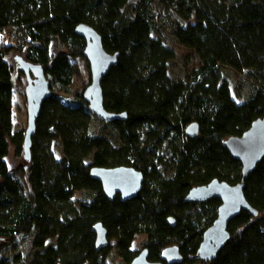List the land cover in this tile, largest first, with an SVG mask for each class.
Masks as SVG:
<instances>
[{
    "label": "trees",
    "instance_id": "1",
    "mask_svg": "<svg viewBox=\"0 0 264 264\" xmlns=\"http://www.w3.org/2000/svg\"><path fill=\"white\" fill-rule=\"evenodd\" d=\"M157 7L162 17L175 15V40L199 58L186 76L171 73L178 53L159 34ZM81 23L101 34L108 52L120 53L102 82L104 105L127 119L108 123L113 138L97 134L93 123L102 120L83 95L52 91L21 169L25 183L6 161L12 146L24 151L25 132L14 130L15 82L6 58L14 46L5 40L12 36L66 90L77 74L74 60L85 58L86 41L75 31ZM228 70L250 81L247 96L235 92ZM262 117L264 0H0V251L31 237L36 251L28 264H108L107 248L96 247L94 227L103 222L127 264L139 252L133 242L140 234L148 236L151 260L176 245L182 264H264V158L244 190L259 214L242 211L233 219L230 239L210 262L197 254L222 201H186L190 189L214 179L241 181L242 164L225 140ZM192 122L200 124L195 138L186 134ZM41 141L49 149L39 148ZM165 146L173 176L162 166ZM123 165L143 171L145 182L136 198L111 201L91 169ZM77 191L85 197L76 199ZM23 257L20 251L0 264H24Z\"/></svg>",
    "mask_w": 264,
    "mask_h": 264
},
{
    "label": "water",
    "instance_id": "2",
    "mask_svg": "<svg viewBox=\"0 0 264 264\" xmlns=\"http://www.w3.org/2000/svg\"><path fill=\"white\" fill-rule=\"evenodd\" d=\"M76 33L86 41L84 56L91 69V82L83 93L88 108L96 117L105 123L127 119L126 113H113L104 105L102 82L113 66L119 61L120 53L108 52L101 34L91 25L81 23L76 27ZM18 67L26 74V99L28 109V127L25 131L24 158L31 159L33 137L37 130V120L41 114L43 103L52 95V85L42 64L31 62L22 56H17ZM186 134L195 138L200 134V124L192 122L186 127ZM225 146L231 155L242 164V179L237 184L214 179L206 185L190 189L187 202H206L212 198L222 201L218 216L213 224L204 232L198 249V259L210 262L214 260L231 237L229 223L238 217L242 211H249L253 216L259 214L245 196L246 180L264 158V117L255 120L250 128L241 136H232L225 140ZM91 176L102 183L103 192L114 200L118 193L123 202L138 196L143 188L144 175L134 167H98L91 169ZM96 247L105 249L110 245L109 230L103 222L95 224ZM2 238H0V244ZM149 248H144L130 264H164L161 261H151ZM167 264H182L184 256L179 246H169L162 254Z\"/></svg>",
    "mask_w": 264,
    "mask_h": 264
},
{
    "label": "rangeland",
    "instance_id": "3",
    "mask_svg": "<svg viewBox=\"0 0 264 264\" xmlns=\"http://www.w3.org/2000/svg\"><path fill=\"white\" fill-rule=\"evenodd\" d=\"M157 20L159 22V34L162 36L164 41L170 46H174L177 50L178 56L176 61L171 64V73L174 76H186L193 70H195L199 64V58L193 50L183 47L180 45L173 35L174 27L176 26V17L175 15L167 18L162 17L160 14V8L157 7ZM8 44L13 45L14 48L11 49L10 53L7 55V61L12 68L13 77L15 82V91L13 98V110H14V130H24L26 131L28 127V109H27V99H26V86H27V77L26 74L18 68V63L16 61L17 56H22L27 59L25 52L20 49L19 44H16L14 38L10 35L7 36L5 40ZM29 60V59H27ZM77 74L74 77L73 83L64 90L59 86L57 82L51 81L52 91L55 94L62 95L65 98L71 99L77 95H83L85 89L91 82V69L88 60L83 57H78L74 60ZM228 73H231V70H228ZM232 75V76H231ZM230 75L232 86L235 92H240L241 97L247 96L250 91L251 83L248 79L240 75H233V72ZM94 130L97 134H104L108 137L113 138L115 130L108 125V123L97 122L93 123ZM39 148L49 149L47 144H44L42 141L39 143ZM50 148L57 153V157L60 158L62 156L61 146L59 143H51ZM163 149H159L162 156L165 158L166 164H163V168L168 171L167 176H173L175 171V164L173 160H170L169 157L171 153H167L166 146L160 147ZM8 166L10 169L14 170L16 177L20 178L23 182L27 183V174L23 173L21 169L27 166V161L24 158V151L21 154L16 153V148L14 146L11 147L10 154L6 159ZM92 161V159L90 160ZM83 191H77L75 193V198H84ZM148 241V236L146 234H140L136 237L133 242V249L139 251ZM23 253L24 264H28L36 250L31 246V237L27 239H19V243L17 246L10 245L5 249L0 251V260L4 258H12L15 254L19 252ZM107 263L108 264H127L122 256V253L119 252L116 240L114 238H110V246L107 248ZM196 264H201L200 262Z\"/></svg>",
    "mask_w": 264,
    "mask_h": 264
},
{
    "label": "flooded vegetation",
    "instance_id": "4",
    "mask_svg": "<svg viewBox=\"0 0 264 264\" xmlns=\"http://www.w3.org/2000/svg\"><path fill=\"white\" fill-rule=\"evenodd\" d=\"M19 68V67H18ZM94 167V166H93ZM99 167V166H98ZM130 167H134V168H136L135 166H133V165H130ZM137 169V168H136ZM138 171H140V172H142L143 173V175H144V181H143V185H144V182H145V174H144V172L143 171H141V170H139V169H137ZM102 184V183H101ZM120 197V199H121V194L120 193H118L117 195H116V197L114 198V200L117 198V197ZM111 201H113V200H111ZM122 201V200H121ZM123 202V201H122ZM109 237H110V235H109ZM110 246V245H109ZM108 248V247H107ZM144 248H148L147 246H144L142 249H144ZM141 249V250H142ZM141 250H139V252H138V254L140 253V251ZM150 250V249H149ZM137 254V255H138ZM149 259L151 260V258L149 257ZM151 261H156V260H151ZM156 262H158V261H156ZM161 262H164V264H167V263H165V261H163V258H162V260H161ZM130 264V263H129Z\"/></svg>",
    "mask_w": 264,
    "mask_h": 264
}]
</instances>
